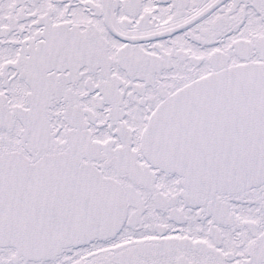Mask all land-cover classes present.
Listing matches in <instances>:
<instances>
[{
	"label": "snow or ice",
	"instance_id": "obj_1",
	"mask_svg": "<svg viewBox=\"0 0 264 264\" xmlns=\"http://www.w3.org/2000/svg\"><path fill=\"white\" fill-rule=\"evenodd\" d=\"M0 264H264V0H0Z\"/></svg>",
	"mask_w": 264,
	"mask_h": 264
}]
</instances>
